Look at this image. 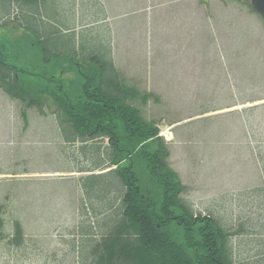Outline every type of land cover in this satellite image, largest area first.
Listing matches in <instances>:
<instances>
[{
    "label": "rangeland",
    "instance_id": "obj_1",
    "mask_svg": "<svg viewBox=\"0 0 264 264\" xmlns=\"http://www.w3.org/2000/svg\"><path fill=\"white\" fill-rule=\"evenodd\" d=\"M202 1L209 3V8L202 7L204 46L208 45L211 48L208 56L212 61L214 60L212 49H215L216 62L220 66L225 64L226 70H230V79L228 80L225 74L223 77L227 85L226 89L231 94L225 97L223 85V91L217 96H213L212 93L203 94L201 86H198L195 87V92L198 94L191 95L187 91H182L183 96L176 94L164 96L167 101L159 104L154 101H149L147 104L137 102V106L142 109L147 120H155L160 124L163 138L169 140L174 137V141L170 143V146L168 145V161L179 174L182 182L186 181L187 174L192 170L191 163L197 166V169L203 170V173H197L198 176L205 175L209 179L214 177L211 175L213 168L208 164V151L205 149L201 152L198 148V146L201 147L203 120L194 121L195 119L190 118V115L200 113L205 108L213 110L223 106L225 98L229 100L233 96V91L239 88H246L245 91L242 89V99L264 97V56H262L263 59H255L259 56L255 54L257 48L263 47L264 51V24L257 19L255 13L251 12L250 0ZM9 23V21L0 23V47L8 64L17 69L11 71L10 67H4L3 71L6 74L16 76L18 84L27 93L38 95L43 99H48L50 93L57 89L55 88L57 84L50 79L58 80L59 78H62L63 93L71 100L83 96V84L92 74L93 71L89 69L94 68V63L86 65L89 68L87 69L81 66V63L79 66L77 61L55 57L50 64H45L34 36L20 29L19 32L22 34L13 39L12 33L18 30V24ZM196 34L195 28V40ZM80 43L83 46L85 39H81ZM48 45H52V42ZM40 46L42 47V44ZM234 48L235 53L230 57ZM233 56L237 60L235 67L230 63L233 61ZM249 56L254 57L253 62L246 59ZM226 58L230 61L227 62ZM257 61L262 62L263 65L253 64ZM197 74L198 70L195 69V75ZM1 81H3L2 77H0V85ZM45 103L46 106L43 108L28 107L7 97L0 89V170L2 169L3 172L13 168H16L17 173L37 169L60 171L69 169L70 167H65L67 164L70 162L75 164L77 162L75 159L82 158V154L76 149V145L80 144L77 142L62 145L64 148L61 149H58L57 144L50 148L49 142L62 143V140L57 119L53 115L55 106L53 107L50 99ZM242 110V125H244L245 133L242 132L240 139L242 142L250 141L257 147L256 156L261 158L264 164V102L256 103L253 107L247 105ZM22 113H26L28 124L21 117ZM205 121L210 127L220 125L223 127V120L220 117ZM169 123L176 129L171 131L166 125ZM194 127L196 130H191ZM89 143H92L89 144L90 148L100 144V142ZM191 143L196 146H192ZM54 149H57L56 154ZM245 151L234 149L221 157V180H228L237 172L235 170L231 173L234 167L229 166V162L233 159L239 162L237 170L240 181L244 183L248 181L250 187H254L257 182L260 185L264 181L260 172V163L258 162L257 170L254 171L252 155L249 156ZM42 153L49 155V159L45 161ZM61 154L64 157L63 161ZM30 155L33 156L31 161L28 158ZM4 156H11L13 161L10 163V160ZM90 163L85 160L79 161L77 165L84 168L85 164L90 166ZM128 164L129 161L124 162V165ZM142 169H144L143 165ZM73 175L78 174L52 175L53 178H47L42 182L36 180L39 178H30L33 176H28L29 178L0 177V204L4 207L2 217L6 222V232L12 233L13 223L19 220L26 236V242L24 241L21 246H15L16 249L6 242L0 243V264L10 263L6 259L14 256L11 264H86L89 256H86L83 251V245L87 239L83 237L82 229L91 225L96 230L99 229V223L102 220L107 221L106 217L100 216V213L108 212L109 196L101 202L98 196L102 198L103 195L89 197L85 193L82 212H77V210L81 211L77 207L79 193L71 190V186L78 182L67 178ZM207 184L209 185L208 182ZM84 185L83 183L82 186ZM256 192L257 203H259L264 198L261 195L263 191L258 188ZM197 194L198 192H195L193 196ZM236 197L227 208L215 210L218 215L213 212L212 214L223 226L229 227L236 224L229 236L231 255L235 264H255V261L257 264H264V207L256 203L249 207ZM86 205L88 209L90 208L89 210ZM203 213L210 215L206 210ZM250 221H257L260 224H251ZM170 227L178 242H183L184 230L178 222L173 221Z\"/></svg>",
    "mask_w": 264,
    "mask_h": 264
},
{
    "label": "crops",
    "instance_id": "obj_2",
    "mask_svg": "<svg viewBox=\"0 0 264 264\" xmlns=\"http://www.w3.org/2000/svg\"><path fill=\"white\" fill-rule=\"evenodd\" d=\"M0 4L3 6L2 17L19 10V18L14 21L18 24V30L12 33L13 37L22 34L20 29L32 34L45 64H50L55 57L85 63H91L97 57L107 67L114 68L127 86L137 92H147L151 96L149 100L158 104L167 101L164 96H183L182 91L198 94L195 92L198 86H201L203 94L217 96L223 91V85L225 97L231 94L226 89L223 77L225 74L229 80L230 70H226L225 64L220 66L215 56L212 61L208 56L211 48L204 46L203 4L200 0H0ZM81 39H85L83 46ZM49 42L52 45H48ZM212 50L216 55L215 49ZM231 65L235 67V62ZM195 69L198 70L197 75ZM241 95L242 89H236L229 100L225 98L223 106L213 110L205 108L200 113L190 115L194 121L203 120L201 147L198 148L201 152L205 149L208 151V164L213 168L211 175L214 177L198 176L197 173H203V170L191 163L192 170L183 181L186 197L197 212L206 210L214 218L212 212L217 214L215 210L227 208L235 196L249 207L255 203L264 207V198L257 203L256 192L258 188L261 189L264 197V181L260 185L257 182L254 187H250L248 181H240L238 160L229 162V166L234 167L231 173L237 171L233 177L225 181L220 177L221 157L234 149H243L246 154L252 155L254 171L259 164L255 152L257 147L250 141L242 142L240 139L242 132L245 133L242 109L248 104L264 102V97L242 99ZM215 117L223 120V127H210L205 121ZM167 127L170 129L172 125ZM191 130H196V127ZM169 140L172 143L174 137ZM42 157L45 161L49 159L45 153H42ZM28 158L31 160L33 156ZM73 171L37 169L17 173L13 168L6 172L1 169L0 177L33 176L30 178H39L36 180L42 182L48 176L72 174ZM260 172L264 180V169L260 168ZM75 191L79 193V198L83 197L79 185ZM195 192L198 194L193 196ZM79 203L77 200V205ZM215 219L223 229L231 230L236 226L232 224L226 227ZM252 223L260 224L257 221Z\"/></svg>",
    "mask_w": 264,
    "mask_h": 264
},
{
    "label": "trees",
    "instance_id": "obj_3",
    "mask_svg": "<svg viewBox=\"0 0 264 264\" xmlns=\"http://www.w3.org/2000/svg\"><path fill=\"white\" fill-rule=\"evenodd\" d=\"M93 60L99 63L97 57ZM100 66L106 72L101 67L97 84L95 76L89 78L83 86V99L54 98L65 141L85 144L82 151L91 162L86 171L116 166L84 180L82 188L88 196L103 195L98 198L104 202L111 194L108 205L112 204L109 215L107 211L100 213L107 221L102 220L99 229L91 225L82 229L87 239L83 251L89 256L86 264H233L230 233L214 219L195 217L182 197L184 187L167 161L168 152L156 123L146 121L133 106L136 94L122 85L114 70L106 63L100 62ZM3 67L7 64L1 61L7 92L25 101L27 92L16 82L7 81ZM105 139L108 147L102 144ZM94 141L100 144L90 148L87 144ZM125 161L129 164L123 165ZM173 221L184 230L181 243L171 231ZM4 224L0 206V241L6 236ZM24 239L16 222L11 241L21 246Z\"/></svg>",
    "mask_w": 264,
    "mask_h": 264
},
{
    "label": "water",
    "instance_id": "obj_4",
    "mask_svg": "<svg viewBox=\"0 0 264 264\" xmlns=\"http://www.w3.org/2000/svg\"><path fill=\"white\" fill-rule=\"evenodd\" d=\"M251 4L255 12L264 21V0H252Z\"/></svg>",
    "mask_w": 264,
    "mask_h": 264
},
{
    "label": "bare ground",
    "instance_id": "obj_5",
    "mask_svg": "<svg viewBox=\"0 0 264 264\" xmlns=\"http://www.w3.org/2000/svg\"><path fill=\"white\" fill-rule=\"evenodd\" d=\"M129 89H130V88H129ZM131 90H132V89H131ZM134 93H135V92H134ZM134 97H136V96H134ZM94 142H96V141H94ZM98 142H99V141H98ZM71 144H76V143H72V142H71ZM83 145H85V144H83ZM86 207H87V210L90 209V208L88 209V206H86Z\"/></svg>",
    "mask_w": 264,
    "mask_h": 264
}]
</instances>
